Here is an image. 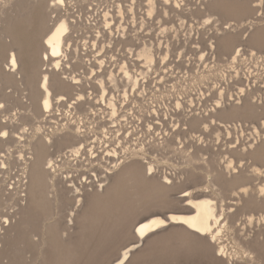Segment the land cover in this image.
<instances>
[{
	"label": "bare ground",
	"instance_id": "obj_1",
	"mask_svg": "<svg viewBox=\"0 0 264 264\" xmlns=\"http://www.w3.org/2000/svg\"><path fill=\"white\" fill-rule=\"evenodd\" d=\"M86 1L63 0V3H55V0H0V56L4 57L0 60V81L8 84V87L15 83L19 85L18 82L21 83L24 80L28 81L27 98L32 101L36 118H42L37 120L38 124L35 122L34 131L38 139L34 141L35 143L32 141L34 145L30 148L34 151L33 158L30 157L32 160L30 159V178L27 186L31 195V209L45 208L46 203L50 202L47 193L42 194L46 192V182L52 179L54 171L51 169L55 168L59 162L71 161L72 163L80 159L82 154L86 156L80 173L81 178L79 177L82 182H84L83 179L86 181L90 179L88 183L93 182V179L88 176L82 179L83 174H87L88 171L95 172L97 177L100 173H105L104 179L99 180L100 186L112 177L108 186L104 190L95 192L89 203L98 202L103 195L108 196L126 180L135 177L144 178L149 169H151L149 174L163 171L161 184L167 188L178 185L176 182L184 179L182 174L195 177L193 172H188L190 166L194 167L192 169H195L196 174L204 177V184H199L201 186L198 190L184 188L180 191L178 198L183 206L180 210L165 214L153 211L138 218L134 225V235L139 240L147 239L153 232L174 224L202 240L213 250L216 242L223 238L224 232L230 229L229 223L234 222L239 215H245L246 220L253 223L256 220L255 210H259V221H264V194L261 193V189L264 188V175L260 174L264 172V164H257V162H264V51L254 49L264 47V7L260 5L259 0H146L143 4L138 3V8L144 9L142 12L144 18L158 24L162 34L170 30L174 32L175 29L177 33L185 26L190 28L185 39L186 47L189 42L195 43L191 45L195 47V51H190L193 57L186 58L187 54L191 55V53L183 56L179 54L175 57L182 58L180 61L185 60L182 62L184 67H193L191 71L187 70L194 83L173 84L170 98L176 97L174 105L182 109L178 114H170L167 110L165 116L154 118L152 111L142 112L133 114L130 121L127 114L117 116L119 111L116 110L118 105L116 98L106 102L111 109L110 117H107L108 114L105 112L96 111L94 105L96 98L87 93V88L94 86L97 92L105 90L107 92L105 76L97 74L96 69L90 70L91 66L89 71H84L83 76L77 73L82 67L79 45L87 46V42L91 43L94 39L93 36L91 38L86 36L88 32H92L89 28L101 25L109 30L111 36L109 45H111L112 34H114L112 24L118 22L119 33L124 34L125 25L120 20L125 19V13H129L135 22L138 15L136 14L137 0H128L126 8L119 2L113 3L117 4L115 6L105 5L103 9L96 7L97 5L92 2H87L85 6L88 16L86 15L87 18L85 16L83 21L79 12V15L75 16V13L72 14L70 10L72 6H79ZM68 3H72L71 7H68ZM15 6H17L16 10H14ZM254 7L256 11L251 17L250 11L254 10ZM31 8L36 10L38 18L34 35V38L38 40L33 42L35 62L32 60L31 62L38 65L26 70L23 66L26 61L22 60V39L27 28L20 26L28 23L30 25L28 29H30L31 10L33 11ZM54 11H60L58 16L54 15ZM199 14L203 15L199 23L200 27L194 28L191 23L188 25V17L196 19ZM227 16H230L229 19ZM167 17L169 19L165 20ZM171 17L175 20L170 19ZM223 19H225L224 22ZM206 21L211 22L206 23ZM245 25L247 28L242 32L241 29ZM207 28L208 31L203 30ZM85 29L88 31H84ZM76 33L77 36H75ZM80 33L81 37H79ZM192 33L197 34L198 41L190 39ZM78 37L81 38L79 45L75 41ZM161 42L160 40L159 43ZM33 43L29 42L30 45ZM92 43L95 44L96 41ZM166 44H169L168 41ZM245 44L252 48L245 49ZM217 47L228 57L218 59ZM198 48H200L199 51ZM132 49L131 45L127 48L128 51ZM137 49V56L144 59L148 65L171 57L170 53L156 55L152 43H146ZM237 49L241 53L239 56L236 55ZM252 52H255L254 56ZM13 55L16 58L14 66L11 60ZM72 59H75V62ZM196 66L199 67L197 70L194 69ZM83 68H86L85 64ZM194 71H197V75ZM122 72L125 77L130 78L129 69L123 68ZM109 80L113 84L118 80L112 71H110ZM137 83V79L131 83L133 88ZM3 87L5 86L1 82V91ZM188 92L190 104H185L179 97ZM193 92L199 96V105L192 97L195 96ZM2 108H5L4 104ZM5 111L3 110V113ZM122 118L129 122L123 123ZM2 119L0 118V132L8 133ZM107 119H110L109 124L106 122ZM7 121L5 123H8ZM121 135L124 136L121 137ZM5 137L0 136L1 151L6 143ZM11 137L14 138L13 135ZM91 137V141L94 142L92 144L89 143ZM103 143L110 147H104ZM52 146L58 148L56 154L51 153ZM5 155L4 153L1 156ZM107 155L115 159H107ZM179 155L181 158L179 161L173 159ZM250 159L253 163H249V168H245L248 162L244 161ZM10 161L7 162V159L0 157V168L7 167ZM72 176L74 175L69 178ZM257 180L259 182H255ZM83 184L87 185L86 182ZM229 198H231L229 202L222 204ZM235 198H237L236 201L232 200ZM43 201L44 204H42ZM53 226H48L47 233L51 228L54 229ZM263 231L264 229L261 232ZM46 240L43 239V242ZM222 243H218L219 258L222 253H227ZM244 244L245 246L242 243L240 247L243 258L252 259L255 253L260 258H264V241L258 236L246 240ZM133 246L134 243H131L127 248L130 249Z\"/></svg>",
	"mask_w": 264,
	"mask_h": 264
},
{
	"label": "rangeland",
	"instance_id": "obj_2",
	"mask_svg": "<svg viewBox=\"0 0 264 264\" xmlns=\"http://www.w3.org/2000/svg\"><path fill=\"white\" fill-rule=\"evenodd\" d=\"M94 1L87 0L85 3L79 5L81 7H71L70 4L72 3H68V7H71L70 11L72 14L75 13V16L80 13L84 21L88 16L87 7L85 6L87 2L94 3L100 9H103L105 5H115L113 3H128L127 0ZM144 1L146 0H137L136 14L143 12L144 9L138 8V3L143 4ZM16 7H14V10H16ZM32 7L35 8L33 4ZM250 7H252L251 4ZM255 11L256 8L250 11L251 17L254 16L253 13ZM59 12L54 11V15L58 16ZM85 12L86 14H84ZM12 13L14 14V12ZM31 13L32 22L30 23L32 25L30 29H28L30 26L28 23L20 26L21 28H27L22 39V60L26 61L23 65L26 70L33 69L38 65L34 63L35 48L33 43L35 40H38V38H34L38 18L36 10H31ZM202 17V14H199L196 19L188 17V25L191 23L194 28H199L200 20L203 19ZM228 17L230 16H227V19H229ZM168 19V17L165 18V20ZM170 19L175 20L173 17ZM225 19L222 21L224 22ZM184 28H187V26ZM246 28L245 25L241 31H244ZM203 30L208 31V28ZM84 31L88 30L85 29ZM77 35L76 33L75 36ZM30 41L33 44L30 45ZM75 41L77 44H81L79 37ZM180 41L183 42L181 39ZM189 43L193 44L192 42ZM245 45V49L248 47L252 48L247 44ZM254 49L264 51V47ZM216 50L218 59L228 57L227 54L220 52V48L217 47ZM3 52H5L4 49ZM188 53L191 52L189 51ZM187 55L189 56L186 58L193 57L192 53L191 55ZM3 58L1 55L0 60ZM31 60L34 62H31ZM222 63L225 64V62ZM1 82L5 87L2 89L3 92L0 90V104H4L5 108H0L2 111L0 118L6 119H2L3 124L9 125H5L9 131V137L6 136L4 138L6 143L2 151L0 149V157L7 159V162L11 160V164L8 163L4 169L0 168V264H121V262L123 264H264V258H260L257 253L252 255V257L254 256L252 259L243 258L240 249L242 243L245 246L244 242L246 240L253 239L256 236L264 241V231L261 232L264 229V221H259V210H255L256 220L253 223H249L245 215H239L234 222L229 223L230 229L224 232L223 238L216 242L217 247L215 246L213 250L205 245L202 240L193 237L179 225L174 224L153 232L147 239L143 238L139 240L136 238L134 235V225L138 218L148 215L153 211H160L165 214L170 211L180 210L183 207L178 198L180 191L184 188H193L196 191L199 189V186L204 184V177L196 174L195 169H192L194 168L193 166H190L188 172H193L197 178L196 176L192 178L188 174H182L184 177L182 179L183 182L177 180L176 184L178 185L171 188H167L161 184L163 181V171L159 170L151 174L148 171L144 178L135 177L126 180L116 191L108 196L103 195L98 202L89 203L95 192L104 190L108 186L112 177L108 181H105V184H102L103 186H100L101 182L83 184L79 177L81 178L80 173L84 167L86 156H82L81 154V158L75 160L76 162H59L60 166L56 164V169H51L54 171V173L51 171L53 174L52 179L46 182V192L42 194L45 195L47 193L46 195L50 197V202L46 203L45 208L31 209V195L27 186L30 178L29 167L34 151L30 148H33L34 143L38 139V135L34 130L36 123L42 120V118H36L32 101L27 98L29 95L28 81L24 80L21 83L18 82L19 85L15 83L12 86L10 85V87L5 82ZM27 105L31 106L28 107ZM32 107L33 109H31ZM3 110L7 111L3 113ZM6 121L8 123H5ZM16 130L22 134V137ZM26 133L28 134L26 135ZM29 134L34 138L32 139ZM10 135H13L14 138ZM16 138V141L19 142H17L18 145L15 141ZM32 141L35 142L33 143ZM52 147L51 150L53 151L51 153L54 152L56 154L58 148L56 146ZM3 152L6 154L5 156H1L4 154ZM179 157L180 155L173 157V159L175 158L174 160L179 161L181 159ZM15 161L17 162L15 163ZM196 161L198 162V160ZM244 162H248L245 168H249L253 160L250 159ZM257 164L263 165L264 162H257ZM62 166L63 168H61ZM55 175L56 177H54ZM71 175L74 176L69 178ZM22 177L23 179H21ZM25 182L27 183L25 184ZM255 182H259V180ZM197 184L198 186H196ZM236 199L232 200L236 201ZM230 200L231 198L223 201L222 204H226ZM42 204H44V201ZM4 218L9 219L7 223H10L9 225L4 223ZM229 222H231L230 219ZM49 225H54V229L51 228L49 233H47ZM43 239L47 240L43 242ZM131 243H134V246L130 249L127 248ZM218 243L225 245L227 251V253H222L221 258L217 256L220 246Z\"/></svg>",
	"mask_w": 264,
	"mask_h": 264
},
{
	"label": "built area",
	"instance_id": "obj_3",
	"mask_svg": "<svg viewBox=\"0 0 264 264\" xmlns=\"http://www.w3.org/2000/svg\"><path fill=\"white\" fill-rule=\"evenodd\" d=\"M127 5L128 3L124 4L125 8ZM120 21L125 25L124 34L126 35L123 36L124 34H122V32L119 33L118 22L117 24H112L114 34H112L113 38L111 39V45H109L111 37L109 35V30L104 29L101 25L92 27L91 29L89 28V30L92 31L88 32L89 34L85 32L87 38L93 36L94 39H92L91 43L87 42V46L81 44L80 61H82V67L77 74L81 73L83 76L84 71H89L88 69L91 66L90 70L92 68L94 70L96 69L97 74L105 76L106 89L108 88L107 92H105L106 90L104 92H97L98 90H95L94 86L88 88L87 93L96 98L94 102L96 111L101 113L105 112V114H108L107 117H110L111 109L106 102L111 98H116V102L118 103L116 110L119 111L117 116L127 114L129 121L133 114H140L142 112L146 113L152 111L154 118L165 116L167 110L170 114H178L182 109H179V107L176 108L174 105V99L176 97L170 98L173 84L186 85L187 83H194L192 81V76L188 74V70L191 71L193 67L188 66V64V67H184L182 62L185 60L180 61L182 58L175 57L176 55L179 56V54L183 56L191 50L195 51V47H190V43L188 47H186V32L190 28L183 27L180 28L177 33V29H175L174 32L170 30L168 33L162 34L159 25L152 23L151 19L144 18L142 13L137 15L135 22H133V18L129 13H125V19ZM81 36L82 34L80 33L79 37ZM159 38L162 41L161 43H159ZM180 39L183 42H181ZM190 39L192 41H198L197 34L192 33ZM94 40L96 41L95 44L92 43ZM167 41L169 44H166ZM146 43H152L156 55L170 53L171 57H168L166 60H158L157 63L155 61L148 65L144 59L137 56V48L140 49ZM104 45L106 46L104 47ZM129 45L133 48L131 51L127 50ZM199 50L200 48H198V51ZM72 60L75 62V59ZM186 60L188 61V59ZM84 64L86 68H83ZM123 68L129 69L131 73L130 78L124 76L122 72ZM198 68V66L194 67L195 70ZM110 71L114 72L117 76L118 80L115 84L109 80ZM194 73L197 75V71H194ZM135 79H137L138 83L135 88H133L131 83L134 82ZM91 90H93V92ZM125 92H127V96H125ZM193 94L195 95V92H193ZM188 95L189 92L184 93V95L179 98L185 104H190V97ZM192 97L195 98V101H197L199 105L198 94ZM160 113L164 114L161 115ZM57 116H59V112H57ZM122 121L123 123L129 122H127V119L123 118ZM106 122L109 124L110 119H107ZM124 129L127 128L124 127ZM90 135L92 136V134ZM123 136L124 135H121V137ZM91 140L92 137L89 143H94ZM98 145H101V143H98ZM103 146L110 147L106 143H103ZM107 159H115V157L107 155ZM108 166H110L109 162ZM104 175L105 173H100L99 177H97L95 172L88 171L87 174H83L82 179L84 176H88L93 179V182H100L104 179ZM83 181V183L86 182L88 184L91 180L88 179L86 181V179H83Z\"/></svg>",
	"mask_w": 264,
	"mask_h": 264
},
{
	"label": "snow or ice",
	"instance_id": "obj_4",
	"mask_svg": "<svg viewBox=\"0 0 264 264\" xmlns=\"http://www.w3.org/2000/svg\"><path fill=\"white\" fill-rule=\"evenodd\" d=\"M55 3H63V0H55ZM259 3H260V5L262 7H264V0H259ZM210 22L211 21H206V23H210ZM54 54H56V53H54ZM240 54H241L240 51L237 49L236 50V55L239 56ZM251 54L254 56L255 55V52H252ZM11 60H12V65L14 66L16 64V58H15L14 55L11 57ZM45 106H47V102H45ZM2 107H3V105L0 104V108H2ZM7 135H8L7 132H0V136H7ZM49 166L51 167V165H49ZM230 167H231V165H230ZM149 171H151V169H149ZM260 174L261 175H264V172H261ZM261 193L264 194V188L261 189ZM4 223L7 224L8 223V220L5 219L4 220ZM141 234L143 235V231L142 230H141ZM121 264H123V262H121Z\"/></svg>",
	"mask_w": 264,
	"mask_h": 264
}]
</instances>
